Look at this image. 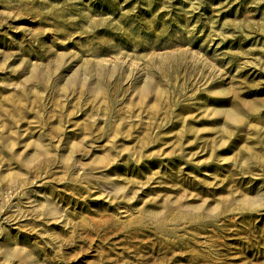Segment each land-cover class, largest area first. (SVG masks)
Segmentation results:
<instances>
[{
  "label": "rangeland",
  "instance_id": "rangeland-1",
  "mask_svg": "<svg viewBox=\"0 0 264 264\" xmlns=\"http://www.w3.org/2000/svg\"><path fill=\"white\" fill-rule=\"evenodd\" d=\"M0 264H264V0H0Z\"/></svg>",
  "mask_w": 264,
  "mask_h": 264
}]
</instances>
